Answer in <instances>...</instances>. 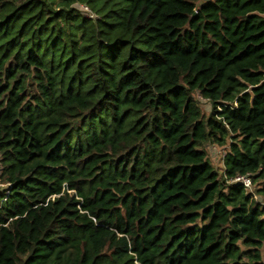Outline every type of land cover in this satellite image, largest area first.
Segmentation results:
<instances>
[{"label":"trees","instance_id":"trees-1","mask_svg":"<svg viewBox=\"0 0 264 264\" xmlns=\"http://www.w3.org/2000/svg\"><path fill=\"white\" fill-rule=\"evenodd\" d=\"M199 1L0 0V264H264V0Z\"/></svg>","mask_w":264,"mask_h":264},{"label":"rangeland","instance_id":"rangeland-1","mask_svg":"<svg viewBox=\"0 0 264 264\" xmlns=\"http://www.w3.org/2000/svg\"><path fill=\"white\" fill-rule=\"evenodd\" d=\"M196 98H197V100L199 101V105L201 106V108L204 110V111H206V112H208V111H210V104H209V102H208V100H206L205 98H203L202 96H200L199 94H197L196 95ZM208 156L212 159V160H218V162H215V165H217V166H222V160H221V154H222V152H223V150H222V147H220V148H215V149H213V148H209V146H208ZM220 158V159H219ZM218 163V164H217ZM219 170V169H218ZM259 182L258 181H256V182H252V185H253V190L255 191V187L256 186H259ZM1 185H3L2 183H0V186ZM257 199L264 205V195H258L257 194Z\"/></svg>","mask_w":264,"mask_h":264},{"label":"built area","instance_id":"built-area-1","mask_svg":"<svg viewBox=\"0 0 264 264\" xmlns=\"http://www.w3.org/2000/svg\"><path fill=\"white\" fill-rule=\"evenodd\" d=\"M229 181L240 183L246 193L250 194L252 198L257 199V194L253 190L252 177L250 173L236 174L234 177L230 178Z\"/></svg>","mask_w":264,"mask_h":264},{"label":"water","instance_id":"water-1","mask_svg":"<svg viewBox=\"0 0 264 264\" xmlns=\"http://www.w3.org/2000/svg\"><path fill=\"white\" fill-rule=\"evenodd\" d=\"M203 1H205V0H200V1H199V4L202 3Z\"/></svg>","mask_w":264,"mask_h":264}]
</instances>
